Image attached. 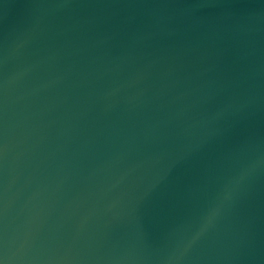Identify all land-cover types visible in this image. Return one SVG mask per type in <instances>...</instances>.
Listing matches in <instances>:
<instances>
[{
    "label": "water",
    "instance_id": "1",
    "mask_svg": "<svg viewBox=\"0 0 264 264\" xmlns=\"http://www.w3.org/2000/svg\"><path fill=\"white\" fill-rule=\"evenodd\" d=\"M0 264H264V0H0Z\"/></svg>",
    "mask_w": 264,
    "mask_h": 264
},
{
    "label": "clouds",
    "instance_id": "2",
    "mask_svg": "<svg viewBox=\"0 0 264 264\" xmlns=\"http://www.w3.org/2000/svg\"><path fill=\"white\" fill-rule=\"evenodd\" d=\"M231 192L229 189H225L223 192V200H228L230 198ZM219 212V206L212 207L209 209L205 219H204V225L207 226L211 224V222L215 219Z\"/></svg>",
    "mask_w": 264,
    "mask_h": 264
}]
</instances>
